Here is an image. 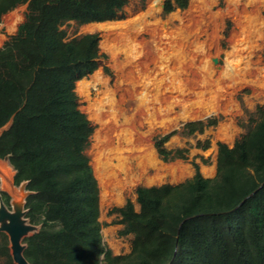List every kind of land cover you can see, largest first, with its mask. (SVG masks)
Wrapping results in <instances>:
<instances>
[{"label": "trees", "instance_id": "trees-1", "mask_svg": "<svg viewBox=\"0 0 264 264\" xmlns=\"http://www.w3.org/2000/svg\"><path fill=\"white\" fill-rule=\"evenodd\" d=\"M130 0H0L2 17L25 5L23 21L0 46V160L24 184L25 219L37 230L23 239L29 264H264V106L249 117L232 146L217 143L216 174L181 183L138 187L113 208L131 252L114 255L99 222V188L85 153L93 127L80 110L77 81L93 73L97 34L67 40L61 26L122 19ZM187 0H166L164 12ZM188 122L187 134L214 126ZM7 126L5 129H3ZM3 129V130H2ZM154 138L162 161L185 159ZM207 145L204 146L206 148ZM10 210V197L0 190ZM0 264H13L0 232Z\"/></svg>", "mask_w": 264, "mask_h": 264}, {"label": "rangeland", "instance_id": "rangeland-1", "mask_svg": "<svg viewBox=\"0 0 264 264\" xmlns=\"http://www.w3.org/2000/svg\"><path fill=\"white\" fill-rule=\"evenodd\" d=\"M155 1H128L122 19L83 25L69 21L61 26L67 40L84 34H97L99 39L98 67L81 80L92 82L97 75L107 85L92 82L85 92L75 86V92L93 127L85 153L98 183L103 243L114 255L131 252L132 235L120 234L123 226L116 223L113 208L129 200L137 211L138 187L181 183L194 175L192 163L202 176L213 178L217 143L231 147L245 134L250 115L264 106V0H187L186 8L170 12H164L166 0L157 5ZM25 8L20 5L2 17L0 46L23 21ZM151 9L156 13L147 16ZM132 19L129 29L103 33L96 28ZM106 89L121 109L144 95L154 113V120L140 125L135 121L132 164L138 161L144 167L137 181L129 182L107 151L117 140L105 103ZM209 119L216 121L214 126L187 134L188 122ZM167 134L171 135L164 147L186 151L185 159L165 162L158 156L154 138ZM104 157L107 166L101 170ZM13 174L7 161L0 160V190L9 195L11 211V192L22 203L25 195L20 185H13Z\"/></svg>", "mask_w": 264, "mask_h": 264}, {"label": "bare ground", "instance_id": "bare-ground-1", "mask_svg": "<svg viewBox=\"0 0 264 264\" xmlns=\"http://www.w3.org/2000/svg\"><path fill=\"white\" fill-rule=\"evenodd\" d=\"M155 2L157 5L160 0H156ZM156 10L157 9H151L146 13V15L153 16L156 13ZM134 21L135 20L132 19L118 24H98L96 25V28L103 33H108L114 30L118 31L122 29H129V27L134 24ZM92 82L94 84L102 83L105 87L107 85L106 81L97 75L94 76ZM92 82L81 80L77 82L76 86L82 92H85L88 86L92 84ZM112 95L113 92L106 89L105 103L109 107V113L113 118L112 120L115 127L113 128L112 132L114 134V139L117 140V143L114 146L107 147V151L116 159V167L119 169V172L126 174L128 176L127 179L129 182H133L135 179L137 181L140 179L141 175H143L144 167L143 165L139 164L138 161L136 162V164H132V161L134 160L132 152L136 149L133 144V133L136 130L135 121H137V123L140 125L142 124L143 120H154V113L150 111L146 97L144 95L134 98V100L132 101L133 103H129L126 106V109H121V104L116 105ZM119 120L121 121V123H118ZM106 156L108 157V155ZM148 162H151L150 157H148ZM100 166L101 170L104 168L106 169L107 161L105 157ZM11 195L13 197V210L15 209V211L17 212L19 210L20 203H22V199L20 197H17L12 192Z\"/></svg>", "mask_w": 264, "mask_h": 264}, {"label": "water", "instance_id": "water-1", "mask_svg": "<svg viewBox=\"0 0 264 264\" xmlns=\"http://www.w3.org/2000/svg\"><path fill=\"white\" fill-rule=\"evenodd\" d=\"M20 188L24 190V184H21ZM27 195L28 192L25 191L24 198ZM23 203H20L19 210L16 212L15 209L8 210L0 201V232L7 236L13 264H29L23 256L25 248L23 239L37 230V227L30 225L25 219Z\"/></svg>", "mask_w": 264, "mask_h": 264}]
</instances>
